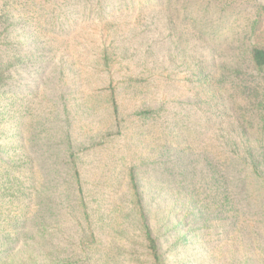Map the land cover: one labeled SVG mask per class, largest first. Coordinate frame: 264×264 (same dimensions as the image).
Listing matches in <instances>:
<instances>
[{"label": "rangeland", "instance_id": "rangeland-1", "mask_svg": "<svg viewBox=\"0 0 264 264\" xmlns=\"http://www.w3.org/2000/svg\"><path fill=\"white\" fill-rule=\"evenodd\" d=\"M105 1L108 0H19L14 4L10 28L13 47L10 53L13 56L15 52H20L24 60L14 72V77L8 81L10 83L7 88L11 91L22 90L26 101L31 103L21 109H8L5 114L3 106L11 100L0 102V160L16 163L25 151L38 166L50 168L67 130L77 148L91 146L93 139L103 137L107 131L114 133L115 121L108 109L106 94L111 80L101 75L104 67H101L100 54L104 50V43L110 39L109 33L115 30H109L107 22L110 19L100 20L99 14L103 9L109 11L115 6H109ZM103 2L104 7L100 6ZM257 3V0H242L234 6H211L199 0H188L187 11L181 13L186 18L181 20L179 26L172 27L188 41L202 34L203 38L206 37L202 46L212 45V51L204 53L200 47L189 45L193 50L189 56L193 55L191 60L197 65L187 67L183 73L180 71L184 68L174 72L169 67L172 62L166 61L164 65H167L163 66L166 68L165 74L177 75V79L182 81L176 80L154 98H137L130 93L126 94V90L117 96L121 117L125 119L121 132L106 142L102 149L83 154L88 176L99 188L98 203L102 205V221L95 224V234L101 242L96 257L100 259L99 262L130 264L125 249L128 250L127 254L138 250L136 243L140 238L138 232L130 226L131 201L124 191V177L131 165L139 167L144 160L148 165L154 162L153 151L162 144L165 143L164 146L169 148L178 145L201 150L195 157L188 155L185 159L188 160V168H193L190 169L189 177L199 176L198 180L205 186L204 195L212 194L209 201L218 200L224 195L229 197L232 195L231 190H236L233 178L238 175V168L224 176L218 167L227 141L242 126L246 128L253 147L257 148L258 140L263 139L253 92L256 89L262 91L258 98L263 99V86L258 78L259 87L247 84L252 82V72L248 67L251 41L259 40L264 33V19L257 24L255 34L251 26L257 14ZM92 8L95 9L93 17L90 15ZM125 20L131 19L120 16L114 23L122 26ZM118 37L134 44L138 42L135 38H142L130 32H120ZM160 38L155 34L150 35L154 43ZM156 50L159 53L169 51L160 46ZM175 51L183 55L187 52ZM120 80L115 77L113 82L117 85ZM37 81L43 84L38 95L31 99L35 89L39 88ZM62 105L68 108L69 114L61 113ZM144 105L161 109L157 123L133 116ZM33 120L37 124L31 131H17V122ZM163 127L171 135L156 141L158 134L155 130H162ZM195 130L199 131L197 139L193 132ZM6 169L0 163V177L4 175L3 180L8 179L9 171ZM141 176L145 183L151 185L154 180L153 169L144 168ZM224 183L230 185L231 190L228 188L222 194L220 187ZM250 193L255 200H250L251 208L243 210L244 216L237 224L231 221L228 207L223 208L211 202V207L198 216L199 223L188 228L187 246L170 252L165 248L171 264H264V209L261 215L251 214L257 212L254 204L260 209L264 207V189L254 184L250 186ZM16 197L13 201L5 200L0 206V216L3 217L0 231L4 229L9 235L8 241H1L3 236H0V264H16L15 257L20 254V244H14L16 238L13 237L18 234L19 228L13 224L20 221L19 208L23 204L18 199V193ZM127 216L128 221L124 220ZM192 219L189 217L187 222L191 223ZM185 233L182 231L180 235ZM81 234L78 230L73 235ZM56 241L62 247H71L79 239L63 236ZM7 243L13 247L14 259L4 252Z\"/></svg>", "mask_w": 264, "mask_h": 264}, {"label": "trees", "instance_id": "trees-1", "mask_svg": "<svg viewBox=\"0 0 264 264\" xmlns=\"http://www.w3.org/2000/svg\"><path fill=\"white\" fill-rule=\"evenodd\" d=\"M18 1L0 0V102L5 103L11 100L3 106L5 114L10 109H21L25 104L31 103L26 101L22 90L11 91L7 88L10 83L8 81L14 77V72L24 60L20 52H15L13 56L10 53L13 47L10 28L14 17V4ZM187 1H105L109 6L111 4L115 6L109 11L103 9L99 14L100 20L109 18L107 22L110 26L109 30H115L109 33L110 39L104 43V50L100 54L101 67H104L101 75L111 80L106 94L109 100L108 109L112 112L115 121L114 133L107 131L103 137L93 139L91 146L77 148L73 145L70 131L67 130L59 145V153L54 155V163L50 168L38 166V163L33 158H29L30 156L25 151L16 163H6L0 160V163L6 166V171H9L7 180H3L4 175L0 177V206L7 199L10 201L17 199L16 193L19 194L18 199L22 200L23 204L19 208L21 210L20 221L13 224L14 227L19 228L18 234L13 236L16 238L14 244L19 242L21 247L20 254L15 257L16 264H104L96 258L97 248L101 247V242L95 234V224L102 221V205L98 203L97 197L99 188L88 176V166L83 162V154L90 150L102 149L106 142L121 132L122 122L125 119L121 117L117 96L124 90L126 94L130 93L137 98H154L176 80L182 81V79H177V75L165 74L166 68L163 66L167 65H164L166 61L172 62L173 67H169L173 68L174 72L184 68L180 71L183 73L187 67L197 65L191 60L193 50L189 45L193 48L200 47L204 53L212 51V45L202 46L206 38H203L202 34L199 37L194 36L193 41H188L172 27V25L179 26L181 20L186 18L181 13L187 11ZM199 1L211 6L217 4L234 6L235 3L242 2V0ZM257 2V14L251 24L253 34L256 33L255 29H258L257 24L264 19V0H257ZM100 6L104 7V2ZM208 10L209 8L206 10L207 16L209 15ZM94 14L95 9L92 8L90 15L93 17ZM120 16L131 20H125V25L117 26L115 23ZM120 32H130L133 35H141L142 38H135L138 42L134 44L127 39L120 40L118 37ZM164 33L167 34L166 38ZM151 34L161 38L155 43L151 42ZM158 46L163 50L169 49V51L159 53L156 50ZM175 49L187 51L186 55L176 53ZM190 53L192 54L189 56ZM248 64L252 72V82L246 83L259 87L260 81L264 97V33L259 40L251 41ZM115 77L122 79L117 85L113 82ZM37 82L39 88L35 89L31 99L38 95L41 84H43L41 81ZM253 92L259 113L257 121L263 139L258 140L257 148L253 147L246 128L242 126L241 130L240 128L235 130L234 137L227 141L225 151L218 161L220 174L227 176V172L232 173L233 169L238 168V175L233 178L236 181V190L232 191L227 183L220 187L222 194L230 188L232 195L229 197L224 195L220 196V199L217 198L218 200L209 201L212 194L204 195L205 186L198 180L199 176L189 177L190 169L193 168H188V160L185 158L188 155L192 157L198 155L201 152L198 148L192 150V148H186L187 146L178 145L169 148L164 146V141L159 149L153 151L154 162L148 165L144 160L139 167L131 165L128 168L123 182L124 191L128 193L131 201L130 226L138 232L140 238V241L136 243L138 250L127 254L128 250L125 249L130 264H171L167 252L187 246L188 228L199 223L198 216L211 207V202H216L223 208L228 207L231 221L236 224L241 222L244 216L243 210L251 208L250 200H255L252 198V193L249 195L250 186L256 184L264 189V98H258V94L262 91L256 89ZM53 110L54 108L51 109ZM61 113L69 114L68 108L62 105ZM133 116L157 123L160 120L161 109L144 105L139 107ZM56 119L58 120V117ZM253 119L255 123V118ZM36 124V120L25 123L17 122V131L26 130L27 132L28 129L31 131ZM162 130H155L158 134L156 141H162L171 135L170 131L167 133L164 131V127ZM193 132L197 139L199 131ZM27 144L30 145V139ZM147 167L152 168L154 173L151 185L145 183L141 176V171ZM172 187L173 193L171 192ZM254 207L257 212L251 213L252 215L258 216L263 213L264 207L260 209L256 204ZM182 212H185L184 216L180 217ZM129 217H124V220L128 221ZM189 217H193L191 223L187 222ZM1 221H3L2 216H0ZM226 229L229 230L228 227ZM78 230L82 232V236L73 235ZM182 231L186 233L180 235ZM69 232L71 235H68ZM0 236H3L1 241L9 240V235L4 232V229L0 231ZM63 236L65 238L71 236V239L78 238L79 241L71 247L69 245L62 247L57 244L56 240L62 239ZM168 243L170 245L166 247ZM6 246L4 252L14 259L15 252L11 243H7ZM165 248L168 249L167 252L164 251ZM101 251L105 253L103 249Z\"/></svg>", "mask_w": 264, "mask_h": 264}]
</instances>
